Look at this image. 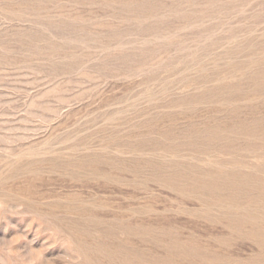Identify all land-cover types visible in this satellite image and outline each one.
<instances>
[{
  "label": "rangeland",
  "instance_id": "obj_1",
  "mask_svg": "<svg viewBox=\"0 0 264 264\" xmlns=\"http://www.w3.org/2000/svg\"><path fill=\"white\" fill-rule=\"evenodd\" d=\"M263 67L264 0H0V264H264Z\"/></svg>",
  "mask_w": 264,
  "mask_h": 264
},
{
  "label": "bare ground",
  "instance_id": "obj_2",
  "mask_svg": "<svg viewBox=\"0 0 264 264\" xmlns=\"http://www.w3.org/2000/svg\"><path fill=\"white\" fill-rule=\"evenodd\" d=\"M256 46V45H255ZM255 48V47H254ZM246 50V49H245ZM263 50V49H262ZM249 51V50H248ZM259 51V50H258ZM228 52V51H227ZM236 52V51H235ZM226 53V52H225ZM231 55H232V53H231ZM261 59V58H260ZM248 60V59H247ZM263 61V60H262ZM237 62V61H236ZM256 63V62H255ZM239 66V65H238ZM262 66V65H261ZM245 68V67H244ZM243 68V69H244ZM264 68V67H263ZM242 69V70H243ZM258 71H261V70H258ZM262 72V71H261ZM255 73H256V71H255ZM254 73V74H255ZM259 74V76H260V74H262L263 75V73H258ZM257 75V74H256ZM251 76V75H250ZM254 77H255V75H253ZM219 77V76H218ZM247 79V78H246ZM245 80V79H244ZM256 80V79H255ZM238 82V81H237ZM263 82V81H262ZM239 83V82H238ZM240 83H241V81H240ZM249 83V82H248ZM255 83V82H254ZM253 83V84H254ZM225 84V83H224ZM228 84V83H227ZM244 85V84H243ZM260 85V84H259ZM246 86V85H245ZM262 86V85H261ZM237 87V86H236ZM239 87V86H238ZM256 87V86H255ZM240 88V87H239ZM251 88V87H250ZM254 88V87H253ZM261 88V87H260ZM226 90V89H225ZM234 90V89H233ZM247 91V90H246ZM261 93V92H260ZM255 94V93H254ZM231 95H233V94H231ZM245 95H247V94H245ZM228 97V96H227ZM236 97H237V95H236ZM242 97V96H241ZM244 98V97H243ZM241 99V98H240ZM258 105V104H257ZM233 106V105H232ZM261 108V107H260ZM256 109V108H255ZM240 110V109H239ZM249 110V109H248ZM257 110V109H256ZM218 111V110H217ZM264 112V111H263ZM258 113V112H257ZM263 114V113H262ZM257 116V115H256ZM264 121V120H263ZM257 122V121H256ZM254 123V122H253ZM258 123V122H257ZM263 123V122H262ZM234 124V123H233ZM264 124V123H263ZM232 125V124H231ZM257 125V124H256ZM236 126V125H235ZM227 128V127H226ZM228 129V128H227ZM215 130V129H214ZM251 130V129H250ZM240 131V130H239ZM229 135V134H228ZM252 136V135H251ZM257 136V135H256ZM249 138H251V137H249ZM257 138V137H256ZM223 140V139H222ZM244 140V139H243ZM212 142V141H211ZM200 144V143H199ZM248 145V144H247ZM187 146V145H186ZM221 146V145H220ZM260 146V145H259ZM236 147V146H235ZM211 149V148H210ZM236 151V150H235ZM257 151V150H256ZM220 152V151H219ZM200 153V152H199ZM85 164V163H84ZM156 168V167H155ZM155 168H154V170H155ZM176 169V168H175ZM219 170V169H218ZM153 171V170H152ZM220 171V170H219ZM222 171V170H221ZM224 171V170H223ZM154 172V171H153ZM184 172V171H183ZM186 172V171H185ZM164 173V172H163ZM174 173V172H173ZM179 173V172H178ZM223 173V172H222ZM225 173V172H224ZM228 173V172H227ZM153 174V173H152ZM183 174V173H182ZM155 175V174H154ZM171 175H172V173H171ZM241 175V174H240ZM173 176V175H172ZM219 176H220V174H219ZM233 176V175H232ZM252 176V175H251ZM250 176V177H251ZM175 177V176H174ZM184 177H185V174H184ZM239 177H241V176H239ZM220 178V177H219ZM243 179H246V180H248L246 177L245 178H243ZM164 180H165V178H164ZM200 180V179H199ZM263 180V179H262ZM174 181V180H173ZM184 181V180H183ZM192 181V180H191ZM250 181V180H249ZM251 181H253V180H251ZM250 181V182H251ZM181 182V181H180ZM186 182V181H185ZM203 182V181H202ZM206 182H209V181H206ZM212 182H214V181H212ZM192 183V182H191ZM209 183H211V182H209ZM215 183H217V182H215ZM221 183V182H220ZM254 183H256V182H254ZM165 184V183H164ZM172 184H174V183H172ZM181 184V183H180ZM199 185H200V183H198ZM248 185H249V183H247ZM165 185H167V184H165ZM178 185V184H177ZM193 185V184H192ZM195 185V184H194ZM199 185H198V187H199ZM171 186V185H170ZM189 186V185H188ZM250 186H251V184H250ZM172 187V186H171ZM184 187V186H183ZM242 187H243V185H242ZM246 188L248 187L249 188V186H245ZM175 188V187H174ZM181 188H182V186H181ZM188 188V187H187ZM195 188V187H194ZM194 188H192V189H194ZM215 188V187H214ZM226 188V187H225ZM244 188V187H243ZM190 189V188H189ZM188 189V190H189ZM221 189V188H220ZM262 189V188H261ZM184 190V189H183ZM210 190V189H209ZM208 190V191H209ZM248 190V189H247ZM242 191V190H241ZM249 191H251L250 189H249ZM258 191V190H257ZM206 192V191H205ZM210 192V191H209ZM208 192V193H209ZM215 192V191H214ZM259 192V191H258ZM262 192V191H261ZM208 193H206V194H208ZM212 194H215V193H212ZM250 194V193H249ZM253 194V193H252ZM209 195H210V193H209ZM245 195V194H244ZM263 195V194H262ZM220 196V195H219ZM249 196H251V195H249ZM257 196V195H256ZM259 196V195H258ZM213 197H215V195H213ZM222 197V196H221ZM229 197H231V196H229ZM238 197H240V196H238ZM251 198V197H250ZM253 198H254V196H253ZM222 199H223V197H222ZM231 199H233V198H231ZM237 199V198H236ZM247 199V198H246ZM254 199H256V197L254 198ZM226 200V199H225ZM220 202V201H219ZM222 203V202H221ZM140 230V229H139ZM145 231V230H144ZM133 232V231H132ZM156 232V231H155ZM173 232V231H172ZM175 232V231H174ZM142 233H144V232H142ZM147 233V232H146ZM152 234V233H151ZM163 235V234H162ZM176 243V242H175ZM185 243V242H184ZM193 244V243H192ZM169 245H170V243H169ZM166 250V249H165ZM173 252V251H172ZM184 252V251H183ZM173 255V254H172ZM218 256V255H217ZM264 256V255H263ZM167 261V260H166ZM138 262V261H137ZM142 264V263H141Z\"/></svg>",
  "mask_w": 264,
  "mask_h": 264
}]
</instances>
